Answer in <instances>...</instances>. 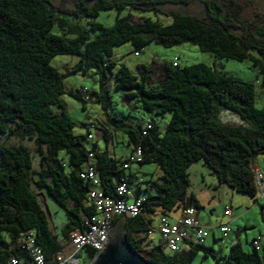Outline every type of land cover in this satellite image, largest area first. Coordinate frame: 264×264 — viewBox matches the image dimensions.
<instances>
[{"label": "trees", "instance_id": "1", "mask_svg": "<svg viewBox=\"0 0 264 264\" xmlns=\"http://www.w3.org/2000/svg\"><path fill=\"white\" fill-rule=\"evenodd\" d=\"M193 1L203 3V14L164 9L167 3ZM112 8L118 10L112 25L95 19L100 10ZM125 8L171 14L172 21L165 24L151 16L133 21L131 11L121 14ZM127 41L135 52L152 41L164 46L190 41L221 57L250 59L264 91V20L244 18L237 0H0V133L6 137L0 140V264H8L12 256L29 257L17 243L28 230L34 232L46 259L54 262L70 232L86 227L87 218L97 213L88 198L92 185L82 175L89 152L94 154L106 194L118 197L117 186L124 179L136 194L144 195L140 213L116 216L112 223L123 222L130 246L154 264H193L200 251L203 256L215 255L204 243L192 242L170 253L162 238L148 242L152 230L148 214L202 207L190 190L187 168L193 162L204 161L220 183L255 198L260 195L251 160L264 155V107L255 106V83L221 73L205 62L165 63L161 68L139 63L133 70L113 57L114 46ZM58 53L79 56L70 73L95 69L99 89H68L65 74L50 63ZM111 78L126 99L158 114L169 112L165 130L153 119L136 125L113 114L100 127L88 119L83 122L86 133H75L76 122L63 94L70 93L84 108L100 101L106 110L112 102ZM222 108L238 113L243 122H223ZM91 127L101 129L107 141L113 129L124 131L133 152L142 151L138 163L154 162L160 167V180H136L133 172L126 171L129 158H117L108 148H88L85 141L93 138L88 136ZM11 137L16 142L8 143ZM26 139L34 144L28 145ZM61 150L67 156H61ZM144 182L149 186L143 188ZM46 193L66 208L62 237L46 214L41 197ZM260 246L245 250L235 238L216 264H264ZM94 255V250L88 252L89 261Z\"/></svg>", "mask_w": 264, "mask_h": 264}, {"label": "rangeland", "instance_id": "2", "mask_svg": "<svg viewBox=\"0 0 264 264\" xmlns=\"http://www.w3.org/2000/svg\"><path fill=\"white\" fill-rule=\"evenodd\" d=\"M241 6V13L244 18L254 19L255 21L264 20V0H237ZM167 12L182 11L197 14L205 12L204 5L200 1H193L188 4L182 3H167L164 5ZM132 12V20H142L144 17L151 16L159 18L163 23L167 24L172 21L171 14H156L152 10H137L125 8L121 14ZM118 15L116 8L102 9L96 20L110 26ZM135 46L132 42L127 41L113 48V57L119 63L127 64L131 69L136 70L139 63L155 65V68H161L165 63H176L180 66L189 65L196 62H205L214 66L221 73L232 74L243 80H251L256 87V107H264V91L260 86L261 75L255 67L252 66L250 59L238 60L231 57H221L207 50H202L197 44L190 41H183L172 46H164L156 41H152L143 48H140L139 54H135ZM79 56L69 53H58L51 58L50 63L60 72L64 73V82L68 89L88 87L91 91L99 89V75L95 69H89L86 73L76 72L70 73V68L78 61ZM158 70V69H157ZM159 71V70H158ZM157 76V74H156ZM154 75L153 80H157L158 76ZM157 78V79H156ZM109 91L112 102L107 109L102 107L100 101L94 100L92 104H84L75 98L70 93L63 94V99L66 103L67 110L76 122L74 132L77 134L86 133V127L83 125L88 119L93 120L99 127L104 125L108 120V115L118 114L124 116L127 122L132 124L146 123L149 120H154L164 131L171 114L165 112L158 114L153 110L143 108L141 102L137 100L126 99L124 92L115 89L112 78L109 83ZM223 122L229 124H240L243 122L242 117L231 110L222 108L219 113ZM93 138L85 141L88 148L104 149L108 148L112 155L122 160L130 157L131 146L128 144V136L122 130H112L111 138L107 141L102 131L98 128L91 127ZM5 135L0 133V140H5ZM8 143L16 142L15 137L8 138ZM25 143L33 145L34 141L26 139ZM61 156H67L64 150L60 151ZM37 156L35 155V158ZM198 162V163H197ZM193 162L187 171L190 174L191 186L190 190L197 193L203 200L204 207L200 210L201 223H211L217 225L223 220L224 222L231 221V231L228 236H223L219 226H211V230H215L218 239L214 240L213 235L206 238L205 247L213 249L215 255L209 254L203 256V251H200L193 264H216L217 259H221L223 254L228 253L231 242L237 238L239 234L240 241L245 250H252L254 245L253 238L262 235L263 239L260 246V252L264 254V196L258 195L257 198L249 196L246 193L237 191L225 183H220L216 174L211 167L199 160ZM251 164L254 167H259V170L264 174V155L257 154L253 156ZM126 171L133 172L138 179L158 180L162 174L160 167L154 162L138 163L129 162L126 164ZM213 181L216 182V184ZM146 183V182H144ZM134 190V188L132 187ZM235 192V197L231 202V191ZM215 194V195H214ZM43 197V204L46 214L51 222L54 231L62 237V228L68 220L66 208L47 193ZM225 204L231 206L232 214L226 216L224 214ZM179 207L173 210H167L171 220L177 214ZM162 210L157 209L155 213L148 214L152 219V230L150 237L154 242H161V233L159 230V217ZM147 242V241H146ZM168 251L167 248H165ZM89 259L82 264H88Z\"/></svg>", "mask_w": 264, "mask_h": 264}, {"label": "built area", "instance_id": "3", "mask_svg": "<svg viewBox=\"0 0 264 264\" xmlns=\"http://www.w3.org/2000/svg\"><path fill=\"white\" fill-rule=\"evenodd\" d=\"M139 54V52H135ZM85 98H89L86 88L83 89ZM92 137V132L88 133ZM143 159L142 151L138 148L130 157L129 162H139ZM93 152H89L87 165L82 175L89 180L92 187L88 192V198L96 207L97 213L86 220L84 229H74L69 234V240L56 254V260L49 262L46 259L43 248L36 242L34 232L28 230L22 233L17 243L27 251L29 257L12 256L8 264H82L88 259V252L94 250L99 252L102 245L109 239L116 216H134L142 211L145 197L143 194H136L126 180H122L117 186L118 197H112L104 192L100 185V177L97 173ZM256 179L260 195L264 196V174L257 170ZM197 208L193 205L180 208V216L176 221L170 216L161 213L159 217V230L165 248L173 253L183 248L190 247L192 242L205 243L209 236V228L199 222ZM231 206H225L224 214L231 215ZM220 230L223 236L231 231V221L222 222ZM151 232V231H150ZM261 235L253 239V244L259 248ZM95 256V255H94ZM93 256V257H94ZM92 257V258H93ZM91 258V259H92Z\"/></svg>", "mask_w": 264, "mask_h": 264}, {"label": "water", "instance_id": "4", "mask_svg": "<svg viewBox=\"0 0 264 264\" xmlns=\"http://www.w3.org/2000/svg\"><path fill=\"white\" fill-rule=\"evenodd\" d=\"M88 264H154L130 246L123 222L113 225L107 244Z\"/></svg>", "mask_w": 264, "mask_h": 264}, {"label": "crops", "instance_id": "5", "mask_svg": "<svg viewBox=\"0 0 264 264\" xmlns=\"http://www.w3.org/2000/svg\"><path fill=\"white\" fill-rule=\"evenodd\" d=\"M101 130V129H100ZM133 152V150L131 149V153ZM197 162V161H196ZM198 163V162H197ZM257 170H259V167H255ZM136 180H138V178H137V176H136ZM140 180V179H139ZM143 180H148V179H142V181ZM158 180H160V179H158ZM214 183H212V184H216V182L215 181H213ZM146 186H149L148 184H146V183H142V187L143 188H146ZM230 194H231V196H232V199L230 200L231 202H233L232 200L234 199V197H235V192L232 190L231 192H230ZM195 195H196V197L198 198V200H199V202H200V204L202 205V207L200 208V209H198V211H197V215H198V219H199V222L201 223V215H200V210L204 207V203H203V200L201 199V197L197 194V193H195ZM215 195V194H214ZM226 205H228V204H225V206ZM180 208L181 207H179V211H178V213L177 214H175L174 216H173V218H174V220L173 221H176V220H178L179 219V216H180ZM225 208V207H224ZM163 212V211H162ZM161 212V213H162ZM231 214H232V212H231ZM226 216H230V215H226ZM223 222V220L221 221V222H219L217 225H212L211 223H205V226H207L208 228H209V231H210V233L213 235V238H214V240H217L218 239V235L216 234V232H215V230L213 229V230H211V228L213 227V226H219V228H220V224ZM152 223V222H151ZM201 224H203V223H201ZM212 226V227H211ZM221 231V230H220ZM210 235V234H209ZM229 235V234H228ZM227 235V236H228ZM237 238L240 240V237H239V234H238V232H237ZM148 242H150V243H152V242H154V240L150 237V234L148 235ZM205 242H206V240H205ZM212 248V247H211Z\"/></svg>", "mask_w": 264, "mask_h": 264}, {"label": "bare ground", "instance_id": "6", "mask_svg": "<svg viewBox=\"0 0 264 264\" xmlns=\"http://www.w3.org/2000/svg\"><path fill=\"white\" fill-rule=\"evenodd\" d=\"M107 242H108V241H107ZM107 242H106V244H107ZM106 244H105V245H106ZM105 245H102V248H100V250L103 249V248L105 247ZM100 250H99V251H100Z\"/></svg>", "mask_w": 264, "mask_h": 264}]
</instances>
